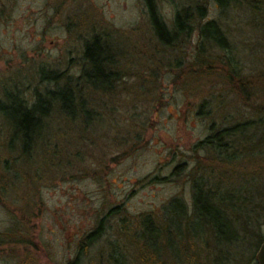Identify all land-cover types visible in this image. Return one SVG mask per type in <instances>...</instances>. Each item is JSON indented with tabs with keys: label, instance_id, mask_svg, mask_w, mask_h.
I'll list each match as a JSON object with an SVG mask.
<instances>
[{
	"label": "rangeland",
	"instance_id": "obj_1",
	"mask_svg": "<svg viewBox=\"0 0 264 264\" xmlns=\"http://www.w3.org/2000/svg\"><path fill=\"white\" fill-rule=\"evenodd\" d=\"M149 4L169 29L176 11L189 10L188 33L174 46L157 39ZM207 22L224 49L200 34ZM93 37L110 48L119 81L107 91L79 82L87 114L54 112L27 157L8 150L0 117V264H67L99 222L101 237L81 264H104L113 243L140 264L134 227L147 215L164 231L172 199L184 220L169 221L180 231L169 246L158 239L150 264H256L264 239V0H0V100L54 87L40 80L41 69L75 87ZM209 137L219 147L204 144ZM195 184L222 200L227 241L205 223L190 230Z\"/></svg>",
	"mask_w": 264,
	"mask_h": 264
},
{
	"label": "trees",
	"instance_id": "obj_2",
	"mask_svg": "<svg viewBox=\"0 0 264 264\" xmlns=\"http://www.w3.org/2000/svg\"><path fill=\"white\" fill-rule=\"evenodd\" d=\"M215 1L220 7H223L226 0ZM148 8L153 32L161 44L172 46L179 34L188 33V22L190 20L188 9L175 12L173 26L169 29L160 21L157 13L150 4ZM200 34L203 37L208 36L207 38L215 41L221 49L225 48L224 39L221 37L214 22H207L204 24ZM83 61L81 74L79 78L76 79L78 82L75 87H72L69 78H66V82L59 86L58 82L63 80L62 78L64 75L56 72H45L41 69L40 80L52 83L54 87H43L41 90L35 89L31 99L27 100L21 99L15 94H4L5 101L0 100V117L3 119V122H5V125H7L8 139L6 147L8 150H12L13 146H17L19 153L23 157L29 156L34 149L37 139H39L47 128V122L54 112L62 113L63 116H68V112H72L73 114H79L78 117L87 114V105L78 87L79 82H82L84 87L90 89L107 91L109 89L111 90L113 81H119L118 73L115 71L116 64L111 50L107 44L104 45L101 42L100 38L93 37L84 44ZM71 119H73V117ZM223 132L227 134L228 129L223 130ZM211 138L212 137H209L203 143L209 145L214 144V148H216V146L219 147V137L214 139ZM217 202L216 204L213 203V198L209 190L206 191L202 185L195 184L193 188V216L190 223V230L192 231V229L198 227L200 223H205L213 230L220 241H227V239H229V234L226 232L229 230L231 232V226L229 221L224 220L225 211L220 206L222 200H218ZM180 203L181 202L176 199H172L170 202L168 206V217L166 221L163 220L164 231L160 229V225L152 221L153 219L150 216H140L137 227H134V232H136V230L139 231L138 241L141 240L143 246V253L140 254L141 260L139 258L140 264H150L149 261L151 260H149V258L157 257L159 253L157 242L160 237L166 238L168 246L173 242L171 232L180 230L171 227L168 223L172 218L179 219V221L184 220L182 216L185 211ZM121 214L122 212H116V216L118 217ZM121 220L125 222L124 219ZM101 229L102 227L99 222L92 232L80 238L77 245L76 256L74 259L67 262V264H81L82 258L87 255L94 243L100 239L102 233ZM125 233L129 234V231L126 230ZM133 242L136 241L133 239ZM104 259V264L106 262L107 264H131L130 257L115 243L110 245L109 252ZM132 262L134 263V261Z\"/></svg>",
	"mask_w": 264,
	"mask_h": 264
},
{
	"label": "water",
	"instance_id": "obj_3",
	"mask_svg": "<svg viewBox=\"0 0 264 264\" xmlns=\"http://www.w3.org/2000/svg\"><path fill=\"white\" fill-rule=\"evenodd\" d=\"M255 261L256 264H264V239L256 252Z\"/></svg>",
	"mask_w": 264,
	"mask_h": 264
}]
</instances>
